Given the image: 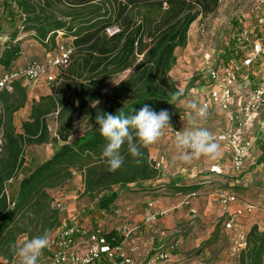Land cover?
Returning a JSON list of instances; mask_svg holds the SVG:
<instances>
[{
	"label": "trees",
	"instance_id": "obj_1",
	"mask_svg": "<svg viewBox=\"0 0 264 264\" xmlns=\"http://www.w3.org/2000/svg\"><path fill=\"white\" fill-rule=\"evenodd\" d=\"M220 1L40 0V17L35 12L34 1L1 0L0 22L12 29L17 22L18 12L25 15V21L35 24L31 28L34 37L44 47L47 48L48 41H54L55 33L59 30L67 31L71 37L70 44L65 46L71 49L67 63L58 67V74L53 75V80L47 83L48 92L39 96L38 100H32L29 115L21 123L20 132L15 131L13 119L14 114L28 102V86L23 84V79H19L12 82L10 91L0 93L3 139L0 150L2 258L12 257L14 245L21 235L25 234L26 240L45 231L52 236L59 228V211L52 208L51 195L46 189L65 182L70 177L69 167L83 170V193L95 198L98 209L102 211L110 208L121 189L129 185L145 189L147 182L159 177V170L154 167L148 147L141 148L142 163L136 164L126 143L121 149L125 158L123 166L114 172L109 171L102 156L107 141L99 134L96 115H115L122 108L131 115L134 109L138 111L147 104L157 113L167 110L172 116L173 107L168 103L172 95L179 93L177 100L183 99L186 94H191L198 81L192 78L180 92L166 89L165 79L175 63L174 50L185 45L189 26L196 18L214 12ZM13 2L18 10H15ZM112 26H116L118 31L108 35L106 29ZM2 30L0 24V32ZM15 40L16 32L11 31L0 57V65L5 68L2 72L17 69L12 66L20 56L21 48L20 42ZM224 51L230 54L233 50L227 47ZM128 70L131 71L125 78L109 86V79ZM203 85L204 80L199 84L200 88ZM96 101L99 103L93 106ZM50 116H54L57 123L54 141L62 142L60 148L25 176L19 182L15 196L8 198L3 186L17 173L24 148L49 140L47 118ZM76 125L81 126L84 132L70 142L71 136L77 132ZM171 126L177 127L172 121ZM257 138L260 153L249 168L261 166L262 169L264 131L258 133ZM227 158L229 161V156ZM176 183L178 181L172 187ZM115 186L117 189H114ZM8 200H15L12 208L8 207ZM101 238L109 247L117 246L122 241V236L116 230L101 233ZM241 251L240 264H261L264 230L253 226L246 235V246Z\"/></svg>",
	"mask_w": 264,
	"mask_h": 264
},
{
	"label": "rangeland",
	"instance_id": "obj_2",
	"mask_svg": "<svg viewBox=\"0 0 264 264\" xmlns=\"http://www.w3.org/2000/svg\"><path fill=\"white\" fill-rule=\"evenodd\" d=\"M25 1H34L35 12L41 17L40 0ZM255 4L256 0H221L214 12L199 15L189 26L185 45L174 50L175 63L165 79L166 89L180 92L192 78L201 83L205 79V62L213 65L240 63L244 54L241 47L245 43L239 36L242 29L246 30V37L250 40L264 36V15L256 12ZM13 6L18 10L15 2ZM260 17H263L261 24ZM24 18L25 15L18 12L17 22L12 29L0 22L3 27L0 32V57L11 31L16 32L15 41L20 42L21 54L12 68H24L31 61L46 63L59 53L61 47L69 43L70 34L59 30L55 33L54 41H48L47 48L44 47L34 37L31 28L35 24L25 21ZM227 47L233 50L230 54L224 51ZM3 70L5 68L0 65V73ZM131 70L109 79V86L116 85ZM58 72L59 68L51 71L53 75ZM42 84L45 85L42 90L48 89L47 81L43 77L34 90L27 91V104L14 115L16 132H20L21 123L27 119L32 100H38L39 96L43 95L40 89ZM190 102H196L193 92L172 104L171 121L181 131L193 127L194 124L211 132L223 128L224 117L217 111H211L203 118L190 119L195 117V113L187 107ZM47 125L49 140L44 144L25 147L17 173L3 186L8 198L15 196L18 184L25 176L50 159L60 148L62 142L54 141L57 128L54 116L47 118ZM76 129L77 132L71 136L70 142L84 132L79 125H76ZM175 144L174 138L165 130L162 138L148 147L153 164L160 163L159 177L147 182L145 189L133 185L121 189L107 211L99 210L97 200L83 193V170L69 167L70 177L65 182L46 189L50 195H55V200L62 203L63 208L59 211L61 224L66 223L67 228L74 229L76 225L69 221L72 220L78 223L77 230L84 228L89 231L99 230L100 233L111 230L118 232L122 231L123 226L137 225V231L130 236L129 245L124 248L126 255L137 264H144L159 249L167 251L168 258L158 264H240L241 250L244 249H235V234L223 227L225 216L214 194L218 190L227 191L239 198L240 205L250 203L255 206V212L244 216L240 221L245 235L253 226L264 230V168L251 167L235 175L228 169L229 163L224 161L221 162L225 165L222 173L215 175L209 170L223 153L220 147L215 158L201 156L191 163H185L178 158L179 152ZM192 167L195 171L191 172ZM175 181H178L177 187H172ZM114 189H117V186ZM190 193H196L192 200L194 213L180 204L183 197ZM14 201L8 200L9 208L13 207ZM149 201H155V208L165 211L158 225L153 227L143 223ZM25 236L21 235L17 242L26 240ZM44 253L45 250L39 260L44 258ZM0 264H19L15 248L10 259L0 256ZM261 264H264V255Z\"/></svg>",
	"mask_w": 264,
	"mask_h": 264
},
{
	"label": "built area",
	"instance_id": "obj_3",
	"mask_svg": "<svg viewBox=\"0 0 264 264\" xmlns=\"http://www.w3.org/2000/svg\"><path fill=\"white\" fill-rule=\"evenodd\" d=\"M255 10L264 15V0H256ZM259 23H263V17L259 18ZM117 31L116 26L106 29L108 35ZM246 34V30L242 29L239 35L245 42L241 47L244 53L241 62L219 65L205 62L204 85L200 88L198 81L191 89L197 105L206 108V115L211 111H217L224 117L223 128L212 133L215 142L229 156L230 170L236 174L245 171L255 163L258 156V151L254 147L257 141L256 135L264 131V36L250 40ZM70 53L69 47H61L59 53L46 63L32 62L24 68L1 72L0 93L4 90L10 91L12 82L19 79H23L32 89L39 85L43 77L47 83L52 81L51 71L64 66ZM242 68H247L254 80L244 91L242 90L243 94H240L238 75ZM239 96L241 101L237 100ZM172 129H166V131L175 142V132L181 130L175 126H172ZM2 146L3 139L0 134V150ZM154 167L159 170L160 163H154ZM210 171L216 174L222 173V169L217 164H212ZM195 196L196 193H190L180 202L191 213L195 212L192 205ZM54 197L55 195H51L52 208L62 210V203ZM214 197L225 216L224 228L235 234V249H244L246 235L241 230L239 220L255 212V206L250 203L240 205L239 199L233 193L223 190L216 191ZM147 206L148 211L143 223L152 227L158 225L165 211L155 208V201L147 202ZM69 221L76 227L67 228L68 225L62 223L50 237V245L45 249L44 258L38 260V264H137L126 255L124 250L125 246L129 245L130 236L137 231V225L123 226L122 231H118L122 236L121 243L109 247L101 238L99 230L89 231L84 228L77 230L78 223ZM167 258V251L159 249L144 264H158Z\"/></svg>",
	"mask_w": 264,
	"mask_h": 264
},
{
	"label": "clouds",
	"instance_id": "obj_4",
	"mask_svg": "<svg viewBox=\"0 0 264 264\" xmlns=\"http://www.w3.org/2000/svg\"><path fill=\"white\" fill-rule=\"evenodd\" d=\"M179 93L172 95L170 104H175ZM99 101L94 102L98 104ZM187 107L195 113L196 117L206 116V108L200 107L196 102H190ZM134 114H126L122 109L117 114L100 113L96 115V123L99 125V134L107 141L102 156L106 159L109 171H116L124 164V156L121 149L127 144L128 152L134 158L136 164L142 163L141 148H147L156 144L164 135L166 129H172L171 116L167 110L159 113L147 104ZM175 142L179 152V159L185 163H191L201 156L215 158L219 154V145L214 140V135L205 127L194 126L176 131ZM50 245L49 233L35 236L29 240L18 241L15 245V255L19 264H38L43 251Z\"/></svg>",
	"mask_w": 264,
	"mask_h": 264
},
{
	"label": "crops",
	"instance_id": "obj_5",
	"mask_svg": "<svg viewBox=\"0 0 264 264\" xmlns=\"http://www.w3.org/2000/svg\"><path fill=\"white\" fill-rule=\"evenodd\" d=\"M68 44H70V41H69V43ZM2 72V71H1ZM253 75H251V73H250V71L247 69V68H242L241 70H240V73H239V75H238V82H239V84H240V88H239V91H241V92H239L240 94H243L242 93V90L244 91V89L247 87V86H249V85H251L253 82V80H254V78L252 77ZM23 84H25V82H23ZM45 84V83H44ZM44 84H42L41 86H40V89L42 90V87L43 86H45ZM31 90H34V89H31V88H28L27 87V91H31ZM43 91V95H45L48 91H47V89H45L44 88V90H42ZM242 96V95H241ZM237 100L238 101H241V97L239 96L238 98H237ZM16 114V113H15ZM14 114V115H15ZM252 132H253V130L251 131V136H252ZM257 136V135H256ZM258 143H259V141H258V138H257V141L255 142V148H256V150L258 151V154L260 153L259 152V148H258ZM221 151H223V153H221V155H219L218 156V158L216 159V161L215 162H213V164H217V165H219V167L221 168V169H223L224 168V166L222 165L223 163H221V162H224V161H227L228 163H229V161H228V158L227 157H225L224 156V150L223 149H221ZM226 156H228V155H226ZM225 158H226V160H225ZM225 164V163H224ZM229 170H230V163H229V168H228ZM191 172L192 171H195V169H194V167H192L191 168V170H190ZM231 171V170H230ZM232 172V171H231ZM233 207V206H232ZM242 219V218H241ZM241 219L239 220V222L241 221ZM241 227V226H240ZM241 230H242V227H241ZM243 231V230H242Z\"/></svg>",
	"mask_w": 264,
	"mask_h": 264
}]
</instances>
